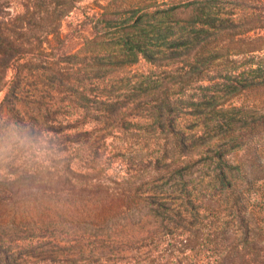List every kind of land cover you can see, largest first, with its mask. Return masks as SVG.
<instances>
[{"label": "trees", "instance_id": "obj_1", "mask_svg": "<svg viewBox=\"0 0 264 264\" xmlns=\"http://www.w3.org/2000/svg\"><path fill=\"white\" fill-rule=\"evenodd\" d=\"M82 1L0 0V128L6 116L18 129L20 140H31L39 129L37 123H47L53 128L46 130L51 135L46 139L54 141L56 147L63 141L89 147V140L98 133L110 135L120 130L126 134L139 130L135 126L138 123L144 134L154 129L160 137L153 141L158 155L151 162L152 170L156 174L168 169L180 171L187 165L184 158H188L182 149L201 147L200 136L185 135L189 131L178 122L180 109L188 103L190 107H205L202 109L208 112L217 111L229 105L240 91L264 87V65L246 70L238 60L241 53L254 55L257 49L236 52L240 46L262 41L264 36L259 34L264 32V0H170L115 9L120 21L96 22L92 29L94 35H104L118 52L71 55L65 49L67 37H62L60 29L64 18ZM12 5L19 10L12 13ZM188 6L195 12L190 18L169 17ZM96 17L95 12L86 18L93 23ZM222 49L226 53H219ZM138 57L152 69L130 70ZM70 96L78 97L79 104L64 105ZM25 105L40 108V121L27 116ZM216 128L218 137L227 141L199 155L217 162L216 175L202 189L204 197L197 198L193 191L188 196L182 190L124 195L122 188L110 187L120 185V179L97 181L89 174L74 173L70 165L65 168L86 183L79 189L75 210L82 223L95 226L109 215L98 207L99 196H116L120 208L134 200L144 202L185 228L178 235L180 240L175 241L180 257L170 256L169 244L162 249V256L146 255L142 259L131 258L118 249L94 253V244L104 240L84 235L81 240L79 237L80 247L66 249L59 236L45 233L40 246L29 251L13 247L11 242L0 244V264H264V106L249 120L238 124L222 121ZM96 138L94 141H98ZM227 145L242 150L234 166L239 177L222 157L221 149ZM59 152L65 149L50 151L47 177L53 176L51 169L66 162L58 159ZM96 159L87 157L81 168L93 171L91 162ZM11 175L0 170V208H12L17 185L25 177L32 178L23 174L13 181L5 178ZM60 178L56 176L53 183L60 185ZM24 215H18V221ZM6 217L15 221L14 213ZM205 226L219 231H201ZM204 245L211 249L209 255L200 258L197 250ZM93 253L98 255L94 257Z\"/></svg>", "mask_w": 264, "mask_h": 264}, {"label": "rangeland", "instance_id": "obj_2", "mask_svg": "<svg viewBox=\"0 0 264 264\" xmlns=\"http://www.w3.org/2000/svg\"><path fill=\"white\" fill-rule=\"evenodd\" d=\"M169 1L83 0L62 22L60 33L62 37L65 36L68 40L65 49L71 55L105 53L107 51L118 52L109 44L107 38H104V35H94L92 29L94 23L120 21V14L115 13V9L119 11L128 6L140 5L143 7L144 5L168 3ZM191 7H181L173 14H169V17L176 20L188 19L192 14H195ZM102 8L104 9L102 10ZM16 10L19 8L12 5L11 12L15 13ZM95 12L97 13V20L91 23L86 17ZM100 27L99 24L98 28ZM259 35L264 36V32ZM249 36L253 37V34L250 33ZM256 43L245 44L236 51L240 53L244 48L257 49L254 55L246 56L241 53L238 56L239 65H243L246 70H257L259 66L264 65V37L262 41ZM219 53H226V51L222 49ZM128 56L133 57V55ZM152 67L146 60L138 57V63L130 66L129 69L136 72H147ZM203 86L209 88L212 85L203 84ZM2 96L3 94L0 93V100ZM59 97L63 98L61 95ZM70 102L79 104V99L70 96L65 99L64 105H70ZM209 103L211 102H206V104ZM263 106L264 87L259 90L240 91V94L232 99L229 105L222 106L217 111L208 112L206 109H202L205 107H190L186 103L180 109L182 115L178 122L183 128L188 129L189 132L186 133L182 129L185 135L200 136L201 147L182 149L188 155V158H184V161L187 162L184 170L173 171L168 169L166 172L157 174L152 170L151 162L158 155V150L153 145V141L156 138L160 140V137L154 129H151L153 135L150 134L151 132H148V135L144 134L141 124L135 123V126H139V130H136L133 125L132 129L135 130L127 131L126 134H122L120 130H117L118 133L112 131L110 135H106L107 132L98 133L95 135L98 141H94L95 138L89 140L91 145L89 147L80 144L74 145L71 142L65 143V141L59 143L60 147H56L54 141L49 142L46 139L51 137L46 130L53 128V124L37 123L39 129L34 132L33 138L29 140L26 137H21L20 140L18 129L3 115L5 125L0 128V170L11 172L12 175L5 176V178L12 181L21 174L31 175L32 178L25 177L17 185V194L14 197L15 203L12 208H0V244L5 246L11 242L13 247H20L22 251H29L40 246L43 241L42 236L46 233L48 236H59L63 247L75 250L82 245L80 240L84 235L96 237L97 240L98 238L104 240L94 244V253H107L118 249L126 251L131 258L142 259L146 255L162 256V249L169 244L170 256L173 258L180 257V248L175 241L180 240L178 235L181 234V231H186L185 228L182 225L176 226L167 216L153 211L144 202L140 203L134 200L127 204L126 208L123 206L120 208L119 199L116 196V198L99 196L97 197L98 207L108 211L109 215H105L95 226L82 223L75 210L77 209L79 189L86 183H83L85 180H80L77 174L66 172L65 168L70 165L74 173L89 174L95 177L97 181L105 182L107 179H120V185L113 184L110 187L122 188L124 195L135 191L142 195H147L145 193L154 195L155 193L182 190L188 196L193 191L197 198L198 196L204 197L202 189L209 183L212 176L216 175L217 162L212 157L199 155L206 149H212L227 141V139L218 137L219 131L216 126L222 121L238 124L242 120H249ZM24 108L28 117L40 121L41 113L38 106L25 105ZM200 113L203 114L198 116ZM138 121L143 124L140 119ZM69 136L65 138L69 139ZM57 140H61L60 136L57 137ZM57 149H65V152L56 154H58L60 161L63 159L66 162L51 169L54 174L47 177L45 173L48 174L49 172L50 151L56 152ZM221 151L226 164L233 167L234 176L239 177L240 173L234 166L237 165L242 150L238 147L235 148V145H227L222 147ZM87 157L97 158L96 161L91 162L92 167H94L93 171L81 168ZM69 160L71 163L67 162ZM77 162L79 166L76 165ZM5 166H7L6 170H4ZM56 176L63 177L60 178V185L53 183ZM196 192L199 194L197 195ZM164 204L170 205L169 202H164ZM220 207L221 209L225 208V205L220 204ZM51 211H55L56 214L51 213ZM12 213L15 215V221H9V218L6 217ZM22 213L25 214L24 219L18 221V215ZM203 229L201 231H219V229L215 230V227L208 226ZM209 249H211L210 245L199 247L198 256L202 258L209 255ZM126 252L122 255L126 256ZM94 253V257L98 255ZM81 255L84 256L85 254ZM186 255L189 256L190 253L187 252ZM118 264L124 263L119 262Z\"/></svg>", "mask_w": 264, "mask_h": 264}]
</instances>
